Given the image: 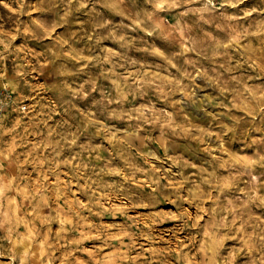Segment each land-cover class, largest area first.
I'll return each mask as SVG.
<instances>
[{
	"label": "rangeland",
	"instance_id": "1",
	"mask_svg": "<svg viewBox=\"0 0 264 264\" xmlns=\"http://www.w3.org/2000/svg\"><path fill=\"white\" fill-rule=\"evenodd\" d=\"M0 264H264V0H0Z\"/></svg>",
	"mask_w": 264,
	"mask_h": 264
}]
</instances>
